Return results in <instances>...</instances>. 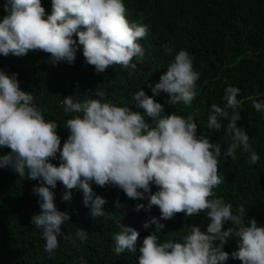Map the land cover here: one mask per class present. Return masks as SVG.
<instances>
[{"label":"clouds","instance_id":"clouds-1","mask_svg":"<svg viewBox=\"0 0 264 264\" xmlns=\"http://www.w3.org/2000/svg\"><path fill=\"white\" fill-rule=\"evenodd\" d=\"M51 8L46 16L41 0H5L8 15L0 22V56L23 57L30 51H42L50 54L54 66L61 61L71 65L82 46L86 64L98 74L117 65L135 70L133 59L144 57L138 41L146 37L147 26L129 22L123 0H51ZM163 50L169 55L173 52L167 44ZM17 76L0 70V149H10L0 155V168L10 167L22 179L39 181L33 193L39 197L41 211L31 223L41 230L49 258L58 249L60 237L73 246L76 240L83 244L88 238L82 229L75 237L64 235L62 225L71 217L57 209L52 189L58 183L63 186L62 202L72 200V190L82 192L91 217H107V201L93 191L95 184L118 188L131 200H147V205H136L137 212L151 211L154 206L159 209L158 218L143 224L145 229L155 225V232L144 237L139 247L140 233L117 224L120 231L113 236L117 256L138 251V264H226L231 255L241 264H264V227L254 218L245 224L243 204L234 214L231 203L211 199L224 180L218 171L221 155L235 160L240 149L249 153L248 163L255 165L260 159L245 129L237 127L243 103L237 99L238 88L228 86L222 97L225 106L213 103L208 112L209 130L220 131L224 128L221 119L229 121L224 132L230 143L223 153L220 144L197 136L191 116L167 115L164 105L154 99L163 92L171 105H191L199 73L185 50L174 56L151 87L152 96L142 90L133 95L132 103L142 113L131 106L103 102V91L94 92L100 99L74 102L73 96L64 98V111L75 115L66 121L69 135L61 147L59 125L45 120L33 95L21 90ZM247 99L257 112H264V100ZM226 109L233 110L231 115ZM57 154L59 166L51 162ZM153 185L158 189L155 192ZM181 213L186 217L206 213L211 221L207 232L189 225L190 231L179 240L161 241L159 233L165 225L160 221ZM226 223L232 226L224 230ZM230 238L237 240V250L231 254L224 251Z\"/></svg>","mask_w":264,"mask_h":264},{"label":"trees","instance_id":"trees-1","mask_svg":"<svg viewBox=\"0 0 264 264\" xmlns=\"http://www.w3.org/2000/svg\"><path fill=\"white\" fill-rule=\"evenodd\" d=\"M41 3L46 16L50 15L51 0H41ZM123 3L129 22L143 24L148 29L146 37L138 41L145 54L142 59H133L132 63L137 65L135 70L117 65L98 74L94 66L86 64L82 46L71 65L61 61L54 66L50 54L30 51L23 57L0 56V70L9 76L18 74L21 90L33 95V103L41 109L45 120L59 125L57 135L62 147L69 135L66 121L75 115L64 111V98L73 96L74 102L100 99L94 92L103 91V102L131 106L133 111L142 113L132 103L133 95L142 90L152 96L151 87L159 82L174 56L180 50L187 51L193 59L194 70L199 73L197 95L191 105H171L168 94L163 92L154 99L164 105L167 115L191 116L197 124V136L220 144L223 153L230 143L224 132L229 121L221 119L224 128L220 131L209 130L208 112L213 103L225 106L222 97L228 86L240 90L237 99L243 103L238 109L241 120L237 121V127L245 129L252 150L260 159L252 165L248 163L249 153L240 149L235 160L221 155L218 171L224 180L214 189L211 199L222 198L231 203L234 214L243 204L245 224L254 218L258 226L264 227V112H257L252 100L247 99L264 100V0H123ZM4 5L5 0H0V22L8 15ZM165 44L172 47L171 55L164 52ZM226 110L231 115L233 110ZM9 151L0 149V155ZM58 156L51 161L56 166H59ZM38 186V180L22 179L10 167L0 168V264H138V251L114 254L113 236L120 231L118 223L132 227L140 233L139 247L144 237L155 232V225L145 229L143 224L159 217L157 207L137 212L136 205H147V200H131L118 188L93 184V191L107 201L104 210L109 213L107 217L93 219L90 209L82 202L83 193L72 190V200L62 202L65 189L58 183L52 189L55 205L71 217L62 225L64 235L75 237L82 229L88 232V238L83 244L76 240L73 246L60 237L58 249L49 258L44 251L41 230L31 223L33 215L41 211L39 197L33 193V188ZM157 190L153 185L152 191ZM160 222L165 225L159 233L164 241L179 240L190 231L189 225L199 226L206 233L211 221L206 213L194 217L181 213L172 220ZM231 226L226 223L224 230ZM235 250L237 240L230 238L224 251L231 254ZM226 264H241V261L230 255Z\"/></svg>","mask_w":264,"mask_h":264}]
</instances>
